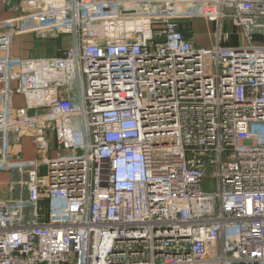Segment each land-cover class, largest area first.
I'll list each match as a JSON object with an SVG mask.
<instances>
[{
    "label": "built area",
    "instance_id": "obj_1",
    "mask_svg": "<svg viewBox=\"0 0 264 264\" xmlns=\"http://www.w3.org/2000/svg\"><path fill=\"white\" fill-rule=\"evenodd\" d=\"M15 4L0 19V264H264V0ZM197 19L210 46L181 27ZM21 36L63 40L25 58ZM24 135L33 158L13 154Z\"/></svg>",
    "mask_w": 264,
    "mask_h": 264
},
{
    "label": "crops",
    "instance_id": "obj_2",
    "mask_svg": "<svg viewBox=\"0 0 264 264\" xmlns=\"http://www.w3.org/2000/svg\"><path fill=\"white\" fill-rule=\"evenodd\" d=\"M15 12V0H0V19L11 17ZM213 30L214 25L212 22L197 19L188 23V29H185V32L186 34H193L195 43L198 45L210 46L213 43ZM36 40H38V38L33 36H21L15 38L12 45V53L25 58L52 56L56 53L54 50V52H50L52 49H49V45L45 44L47 40H44L45 42H38L37 48H35ZM12 105L15 107L24 106L23 96L14 95L12 98ZM12 151L15 155H20L24 158H33L35 156V150L31 136L24 135L17 143L13 141ZM5 177L6 174L0 173V179Z\"/></svg>",
    "mask_w": 264,
    "mask_h": 264
},
{
    "label": "rangeland",
    "instance_id": "obj_3",
    "mask_svg": "<svg viewBox=\"0 0 264 264\" xmlns=\"http://www.w3.org/2000/svg\"><path fill=\"white\" fill-rule=\"evenodd\" d=\"M188 23L189 22H186V21L182 22L181 27L183 29H188ZM235 31L236 30H233L231 23L225 24L224 32L226 33V35L228 37V41L230 40V36L237 34ZM38 40H43V41H38ZM38 40L35 41L36 42L35 48H37L38 42H45L44 40H47V42L45 44L49 45V47H50L49 49H52L50 52H54V51H56L58 43H60L63 40V38L62 39L60 38L58 40H56L54 38H50V39L44 38V39H38ZM42 171H44V169H42ZM202 189L204 191H207V192H212V191L216 190V180L210 176H206L202 181ZM29 210L30 209H27V211H29Z\"/></svg>",
    "mask_w": 264,
    "mask_h": 264
},
{
    "label": "trees",
    "instance_id": "obj_4",
    "mask_svg": "<svg viewBox=\"0 0 264 264\" xmlns=\"http://www.w3.org/2000/svg\"><path fill=\"white\" fill-rule=\"evenodd\" d=\"M184 30H185V29H184ZM233 30H235V29L233 28ZM230 37H231V42H235L236 36L233 35V36H230Z\"/></svg>",
    "mask_w": 264,
    "mask_h": 264
},
{
    "label": "water",
    "instance_id": "obj_5",
    "mask_svg": "<svg viewBox=\"0 0 264 264\" xmlns=\"http://www.w3.org/2000/svg\"><path fill=\"white\" fill-rule=\"evenodd\" d=\"M208 172V171H207Z\"/></svg>",
    "mask_w": 264,
    "mask_h": 264
}]
</instances>
